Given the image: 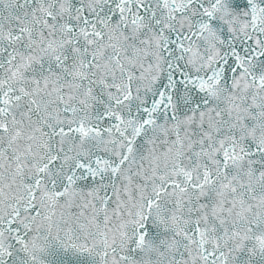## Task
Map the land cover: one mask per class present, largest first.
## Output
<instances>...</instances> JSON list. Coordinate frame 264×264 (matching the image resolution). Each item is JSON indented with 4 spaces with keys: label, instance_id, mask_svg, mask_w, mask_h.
I'll return each mask as SVG.
<instances>
[{
    "label": "snow or ice",
    "instance_id": "1",
    "mask_svg": "<svg viewBox=\"0 0 264 264\" xmlns=\"http://www.w3.org/2000/svg\"><path fill=\"white\" fill-rule=\"evenodd\" d=\"M0 264H264V0H0Z\"/></svg>",
    "mask_w": 264,
    "mask_h": 264
}]
</instances>
